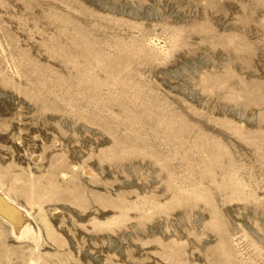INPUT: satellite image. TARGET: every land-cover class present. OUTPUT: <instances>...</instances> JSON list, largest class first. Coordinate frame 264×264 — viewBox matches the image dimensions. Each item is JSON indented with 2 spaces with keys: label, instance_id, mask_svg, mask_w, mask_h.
<instances>
[{
  "label": "rangeland",
  "instance_id": "374dc122",
  "mask_svg": "<svg viewBox=\"0 0 264 264\" xmlns=\"http://www.w3.org/2000/svg\"><path fill=\"white\" fill-rule=\"evenodd\" d=\"M0 190V264H264V0H0Z\"/></svg>",
  "mask_w": 264,
  "mask_h": 264
},
{
  "label": "bare ground",
  "instance_id": "6f19581e",
  "mask_svg": "<svg viewBox=\"0 0 264 264\" xmlns=\"http://www.w3.org/2000/svg\"><path fill=\"white\" fill-rule=\"evenodd\" d=\"M18 208V204L15 203V201H13L10 197L4 195L0 190V213L4 216L9 217L12 221H15V216L18 213ZM15 231L19 232L20 230L15 228Z\"/></svg>",
  "mask_w": 264,
  "mask_h": 264
}]
</instances>
